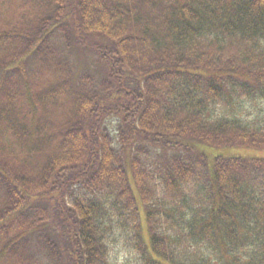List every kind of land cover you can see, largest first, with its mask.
I'll list each match as a JSON object with an SVG mask.
<instances>
[{"label":"trees","instance_id":"obj_1","mask_svg":"<svg viewBox=\"0 0 264 264\" xmlns=\"http://www.w3.org/2000/svg\"><path fill=\"white\" fill-rule=\"evenodd\" d=\"M15 7L0 264H112L120 241L140 264H264V159L235 153L264 149V0Z\"/></svg>","mask_w":264,"mask_h":264},{"label":"rangeland","instance_id":"obj_2","mask_svg":"<svg viewBox=\"0 0 264 264\" xmlns=\"http://www.w3.org/2000/svg\"><path fill=\"white\" fill-rule=\"evenodd\" d=\"M27 0H0V15L4 16L3 18L0 17V20H7L11 21L15 26L21 25V20H14L13 15L11 14L17 8L15 7L18 3H25ZM20 22V23H19ZM75 52V51H74ZM77 61L80 64H87L90 62L95 56L91 55L89 52H85L82 50L77 51L76 53ZM94 64V63H92ZM88 65V69H93L94 65ZM81 66V65H80ZM83 67V66H81ZM94 70V69H93ZM248 105L252 107L251 112H263L264 108L262 104L248 102ZM235 153L242 157H252V158H263L264 159V149L263 150H236ZM112 264H140L139 262V255L125 246L124 241H120L113 246L112 252Z\"/></svg>","mask_w":264,"mask_h":264}]
</instances>
